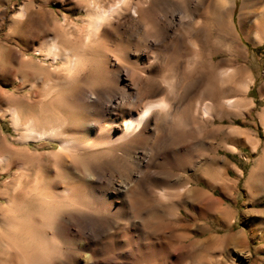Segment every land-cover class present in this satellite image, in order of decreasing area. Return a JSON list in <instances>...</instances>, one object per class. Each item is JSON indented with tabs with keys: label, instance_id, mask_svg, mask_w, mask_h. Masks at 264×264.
Wrapping results in <instances>:
<instances>
[{
	"label": "bare ground",
	"instance_id": "obj_1",
	"mask_svg": "<svg viewBox=\"0 0 264 264\" xmlns=\"http://www.w3.org/2000/svg\"><path fill=\"white\" fill-rule=\"evenodd\" d=\"M84 1L86 16L82 17V41L80 39L77 45L65 44L69 38L66 42V37L62 41L63 37L60 39L58 34L45 35L60 27L59 23L53 22L50 29L27 35L28 38L38 40V44L33 46L30 57L20 54L21 57L15 61L18 65L14 68L9 65L11 61L6 48L0 46V67L8 68L6 72L9 75L19 74L15 75V79L19 81L16 89L27 86V92L24 91L23 94V91L20 94L5 92V95L0 92L8 100L5 106L0 105V115L8 116L11 126L17 131L15 139L23 144L15 147L10 143L8 146L7 142L6 149L10 147L17 160L28 159L29 162H26L30 163L29 166L18 164V177L4 182L2 190L0 189L5 197V203L0 205V264H10L8 261L11 256H14L15 264H79L81 260H88L91 251L89 245L99 236L129 222V195L133 194L130 193L135 190L133 185L137 182V189L145 188L157 205L161 202L171 203L174 197L185 193L188 199H193L202 209H212L215 218L229 217L226 209L220 207L219 200L213 199L204 190L189 187L188 182L181 181L183 176L178 175L176 187L168 182L167 185H162L166 178L164 170L154 166L157 158L165 161L174 158L179 164L193 150L186 146L180 149L179 155L171 150L160 156L171 148H167L165 142L175 136L171 132L175 131L173 127L167 129L164 125L172 118L176 102L184 96L176 92V81L171 78H151L149 71L155 56L147 55L146 52L170 34L171 26H180L183 21L189 20L194 7L191 11L185 10L183 4L190 5L189 0H113L106 6H102L100 0ZM217 1L218 10L228 6V0ZM242 1L239 11L240 29L247 38L255 31L256 39L252 38L251 43H258L264 39V0ZM255 3H262L260 10L255 11L251 7ZM125 14L136 21L144 39V52L137 54L139 58H134L131 66L120 67L133 83L126 86L115 79L116 82L111 84L108 79L109 81L97 86L95 79H79L90 59L86 52L89 45L98 47L94 55L97 62L104 64L103 57L107 56L114 62L122 60L124 49L106 42V28ZM25 15V7L20 6L15 17L21 20ZM115 25L116 23L111 26ZM231 54L236 59L238 53L234 50ZM209 60H213L212 54H209ZM195 63L194 56L190 61L191 67ZM199 68L197 72L201 73ZM211 68L212 78L219 79L221 83L226 84L230 79H242L237 87L243 93L253 82L245 68L236 63L228 67ZM141 79H146L149 86L154 85L155 90H161V85H164L165 92L154 96V90H149L143 96L135 86ZM219 98L217 103L207 99L197 103L192 111V120L186 119L184 125L189 127L195 123L197 131H202L200 120L206 121L219 116L222 109L219 107L237 110L253 103L246 98ZM117 110L122 111L116 112ZM259 118L264 128V108ZM174 123L176 127L181 126L176 121ZM237 131L244 133L250 149L256 150L255 140L244 130ZM29 142H39L41 146H50L49 143L52 142L57 147L44 155L30 151ZM2 149L0 165H5L8 169L11 157L3 153ZM261 156L263 159L264 149ZM47 157L53 161L50 168L55 169V176L54 179L45 181L42 168L31 164L39 158L46 161ZM253 175L254 169L248 176L250 180ZM28 177L30 183L26 185L24 192L22 189ZM202 179L208 187H219L222 190L231 188V183L223 176L218 163H212L211 166L209 164ZM20 192L23 195L16 198V194ZM161 211L157 217L170 214L171 207L166 205ZM174 224L176 226V221ZM213 237L205 248L214 250L221 246L217 242L218 239L222 241L221 238ZM235 238L234 235H228L224 240L232 243ZM10 262L13 264L11 260Z\"/></svg>",
	"mask_w": 264,
	"mask_h": 264
},
{
	"label": "rangeland",
	"instance_id": "obj_2",
	"mask_svg": "<svg viewBox=\"0 0 264 264\" xmlns=\"http://www.w3.org/2000/svg\"><path fill=\"white\" fill-rule=\"evenodd\" d=\"M82 1L84 0H0V46L6 48L5 51L11 61L10 67L14 68L18 65L15 61L19 57H30L33 46L38 44V40L32 39L33 37L28 38L27 35L46 31L51 28L53 22L59 23L60 27L55 32L50 30L45 35L58 34L60 39L63 37L62 41L65 37L64 41L69 38V41L64 42L67 45L80 43L84 28L83 18L86 16L84 8L86 2ZM112 1L100 0V3L106 6ZM241 1L228 0L229 7L218 10L217 0H189L191 7L187 3L183 6L186 11H191L194 7L190 19L183 21L180 26H171L170 34L146 52L147 55L155 56L149 71L151 78L157 80L171 78L176 81V92L184 96L174 106L175 109L172 111L174 121L172 122L170 118L164 125L167 129L173 127L175 131L171 130V132L174 133L175 139L171 137L165 142L166 147L171 148L161 153L160 156L162 157L171 150L179 155L180 149L186 146L193 150L179 164L174 158L166 161L161 158L156 159L157 164L155 163L154 166L159 170H164L166 175L162 185L169 183L176 187L178 175L183 176L184 179L182 178L181 181L188 182L189 187L204 190L213 199L219 200L220 207L226 209L228 219L217 217L216 219L212 209H202L193 199H188L185 193L180 194L185 198L179 195L176 197L180 200L176 197L172 199L173 201L171 200L173 206L169 202L167 204L161 202L157 205L152 200L150 192L143 187L137 189V182L135 186L133 185L135 190L130 193L133 194L129 195V222H124L99 236L91 246L89 245L90 258L81 260L79 264H264V158L262 159L261 156L264 149V128L259 118L264 108V39L258 43H251L252 38L256 39L255 31H252L248 38L241 31L239 24ZM258 3L251 6L255 11L261 8L262 3ZM20 6H24L26 10V15L21 20L15 17ZM115 23V26H111ZM112 24L106 28V32L108 31L106 42L113 47L120 46L124 49L122 60L114 62L109 56L103 57L104 64H106L104 66L102 62L94 60L98 47L89 45L90 50L87 48L86 51L90 58L87 70L85 69L82 74L84 77L81 75L79 79L86 78L88 81L95 79L97 86L109 81L108 79L111 84H114L115 79H118L121 84L129 86L133 80L125 76L120 67L131 66L134 58L138 59V55L144 52L143 35L136 21H133L128 14L119 17ZM234 50L238 53L236 59L231 54ZM209 54L213 57L211 61ZM194 56L196 63L194 67H191L190 61ZM235 63L244 67L253 80L244 93L237 87V83L242 79H230L224 84L219 79L212 78L211 66L228 67ZM199 67L201 73L197 72ZM0 69V92L3 94L5 92L16 94L22 91L21 94L27 92V86L15 88L19 85L15 75L19 74L9 75L6 72L8 68L0 67ZM135 86L136 90L143 93V96L149 90H154V96L165 92L164 85H161V90H155V86L152 84L149 86L146 79L139 80ZM220 96L246 98L252 100L253 104L237 110L224 106L219 107L222 108L219 116L206 121L200 120L202 124L199 123V126L203 128L202 131H197L195 123L191 124L190 128L184 125L186 119L192 120V111L197 103L205 99L217 103ZM4 97L3 95L0 97L1 106L8 104V100ZM120 111L122 110L116 112ZM180 118H183L182 121ZM175 121L183 127L179 125L176 127ZM237 130H244L255 140L256 150L250 149L244 133ZM2 136L3 139H1ZM17 136V131L11 126L8 116L0 115V149L4 148L1 151L11 157L8 169L4 167L5 165H0V189L4 182L18 177L16 174L18 164L24 163L28 166L30 164L27 163L28 159L17 160L10 147L6 149L9 143L15 147L23 145L16 140ZM38 143L29 142L30 151L46 155L56 150L57 147V144L52 142L49 143L50 146H41ZM230 147L234 149H229ZM44 161L39 158L31 166L42 168L45 181L52 180L55 176V169L50 168V165L53 166V161L49 157L45 161L46 165ZM212 163H218L221 166L223 176L231 183L229 190L208 187L202 179L204 170H208L209 164L211 166ZM253 169L254 175L250 180L248 176ZM29 183L30 178L28 177L22 189L24 192ZM21 193H17L15 197L20 198L23 195ZM0 195V205H2L5 203V197L1 192ZM166 205L171 207V213L164 216L165 218L163 216L161 218L158 216V218L156 215H159ZM174 221H176V226H173ZM123 233L126 235L124 236ZM228 235L236 236L232 243L224 240V237ZM213 236L221 238L222 241L217 238L221 246L218 249L209 250L205 248L206 243L209 239H214ZM13 257L9 258L10 264V260L15 264Z\"/></svg>",
	"mask_w": 264,
	"mask_h": 264
},
{
	"label": "crops",
	"instance_id": "obj_3",
	"mask_svg": "<svg viewBox=\"0 0 264 264\" xmlns=\"http://www.w3.org/2000/svg\"><path fill=\"white\" fill-rule=\"evenodd\" d=\"M248 98V97H247ZM252 101V100H251ZM253 102V101H252ZM253 104V103H252Z\"/></svg>",
	"mask_w": 264,
	"mask_h": 264
},
{
	"label": "trees",
	"instance_id": "obj_4",
	"mask_svg": "<svg viewBox=\"0 0 264 264\" xmlns=\"http://www.w3.org/2000/svg\"><path fill=\"white\" fill-rule=\"evenodd\" d=\"M258 48V47H257Z\"/></svg>",
	"mask_w": 264,
	"mask_h": 264
}]
</instances>
